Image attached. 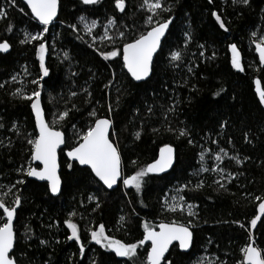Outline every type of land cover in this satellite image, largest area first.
Segmentation results:
<instances>
[{"label":"trees","instance_id":"obj_1","mask_svg":"<svg viewBox=\"0 0 264 264\" xmlns=\"http://www.w3.org/2000/svg\"><path fill=\"white\" fill-rule=\"evenodd\" d=\"M162 2L171 10L154 18L171 17L173 22L150 78L135 82L123 65L122 48L149 30L145 19L153 13L146 5L140 7L144 0H125V12L116 9L115 0L92 5L61 0L59 17L47 25L46 32L22 0H16L15 5L11 0H0V8L7 13L0 17V42L11 45L10 52L0 54V195L24 180L16 184L23 197L15 223L13 255L18 264H145L149 245L139 247L133 261L92 241L91 231L101 224L105 235L136 243L143 239L145 223L155 228L162 221L187 225L191 221L192 249L182 252L174 245L167 255L174 264H243L241 248L250 242L264 251V215L258 209L261 201L255 199H264V108L255 92L256 78L264 87V67L251 35L264 34V0H249L247 5L233 0ZM213 12L220 15L227 31ZM80 17H85V22ZM112 18L115 23L107 26ZM93 20L96 27L89 33L85 24ZM38 32L42 33L39 41L25 35ZM105 32L111 41L104 37ZM120 32L125 36L120 37ZM40 43L46 47L48 76L40 69ZM233 43L243 71L231 63L229 45ZM115 49L121 52L117 57L105 59L101 55ZM174 51L181 52L179 60H172ZM34 80L38 84H33ZM18 88L25 94L39 90L49 124L66 135L67 145L60 152L63 187L58 196L51 195L47 183L16 171L22 165L34 166L28 140L38 135L31 102L13 94ZM220 89L224 91L215 95ZM66 109H71L69 116L59 120ZM94 110L96 116H89ZM102 117L113 120L112 139L122 155L124 179L154 161L166 144L177 151L173 169L145 176L140 192L123 181L116 189L107 190L89 168L65 155L66 149L78 143V135ZM181 129L187 135H179ZM244 133L249 134L248 140ZM220 149L228 155L223 156ZM217 153L222 160L214 158ZM217 167L224 171H214ZM181 196L183 210H169L172 197ZM6 199L11 205L13 197ZM188 204L194 206V216H189ZM257 215L261 219L252 228L250 221ZM68 219L78 225L80 242L67 239L71 235L65 223ZM81 243L84 254L79 251Z\"/></svg>","mask_w":264,"mask_h":264},{"label":"snow or ice","instance_id":"obj_2","mask_svg":"<svg viewBox=\"0 0 264 264\" xmlns=\"http://www.w3.org/2000/svg\"><path fill=\"white\" fill-rule=\"evenodd\" d=\"M98 0H82V3L85 5L95 4ZM242 3L247 5L249 0H233V3ZM16 0H11V4L15 5ZM28 7L31 9V13L34 14L35 18L39 23L44 27L43 31H48L47 25L52 23L53 19L57 16L58 9V0H26ZM147 6L148 10L153 13L145 19V25L149 26V30L139 34L136 38L132 39L130 42L123 44L122 56H123V65L131 76L137 80H143L150 75V71L153 64V56L159 48H161V38L165 35L166 30L169 29V25L173 22L171 17L163 20H156L154 17L159 15L160 12L170 11V8H166L162 0H144V4L140 7ZM115 7L120 12H125L126 4L125 0H115ZM159 10V11H158ZM21 12L24 11L23 8L20 9ZM7 13L4 9L0 8V17L6 16ZM212 15L220 23L221 28H225V24L221 19L220 15L213 12ZM85 17H80L82 22H85ZM96 21L93 20L90 23L85 24L86 30L90 33L92 28L96 27ZM109 24L115 23V18H112L108 21ZM73 29L76 28V25H70ZM227 31V29L225 28ZM26 37L30 40L39 41L41 39L42 33H37L32 35L31 33H25ZM120 37H124L125 33H118ZM188 39H191V36L185 34ZM252 37L255 39L253 43L255 44V50L259 55V61L261 64H264V34L257 36L256 32H253ZM104 37L108 40H112L111 36L107 35L105 32ZM102 37V38H104ZM95 39V37H94ZM26 41H21L24 43ZM187 43V41H186ZM203 47V46H201ZM10 48V44L7 41L0 42V51L7 52ZM229 48L232 52L231 63L233 67L237 68L240 71H243V66L241 64L240 53L236 44H230ZM46 47L44 43L39 44L38 54L40 60V69L43 72L44 76H48L49 69L45 67V57L44 53ZM121 54L119 49H115L111 52L101 53L105 59L109 57H117ZM67 56V53L65 54ZM203 55V53H201ZM171 58L173 61L179 60L181 58V52L174 51L171 53ZM191 72L192 69L189 68ZM13 80L16 77H12ZM38 80L32 81L33 84H38ZM256 84V94L259 97V103L264 105V88L261 87V80L257 79ZM3 85H0L2 87ZM224 89H220L219 92L215 95H220V92ZM14 95H20L21 98L31 102V109L35 113L36 118V127L39 132L34 139L28 140V143L32 145L31 149V160L40 162L43 167H32L28 166L25 168L23 165L18 168L16 171L18 173L24 174L28 177H35L42 181L48 182V189L51 194L55 195L61 193V178L58 175V163H57V149L61 145H67V140L65 133L63 131L57 130L51 126L45 120V114L41 107V92L39 90L33 91L31 94H25L23 89H16ZM71 95L75 96L76 93L73 92ZM73 107H75L73 105ZM71 109H66L63 113L59 114L58 119L64 120L69 116ZM111 111V108H109ZM151 111V109H149ZM168 111H174V109L169 108ZM89 116H96L95 110L89 113ZM55 121H53V124ZM112 126L111 119L108 118H97L94 123L87 127L86 131H83L82 134L78 135V143L71 147L67 152V156L73 161H78L80 165L90 166L91 171L94 173L95 177L102 181L104 185H107L108 188H112L113 185L117 184L118 180L121 178V154L118 149V145L115 144L110 139V128ZM225 125L221 124L223 128ZM0 127H3L0 124ZM15 128L16 125L14 124ZM75 129V125L72 126ZM170 131L172 129H169ZM19 132V130L17 129ZM153 131H156L155 129ZM140 133H136V137L139 138ZM179 135H187L186 130L181 129ZM248 133H244V139L248 140ZM192 141L189 140V143ZM215 143V141H213ZM231 143V140H229ZM174 150L170 145H164L160 148L159 158L154 160V162L146 165V167L141 168L136 171L133 175L123 179V184L126 186H134L137 192H140L143 185V178L149 173H159L164 172L169 167H172L174 160ZM220 153L223 156H227L228 153L225 149H220ZM217 153L215 159L220 161L223 159V156ZM204 159L203 153H201V160ZM233 160L237 163H241V160L238 156H233ZM244 159H248L244 157ZM135 163V162H133ZM68 168H72V163L67 165ZM207 171V169H204ZM214 171L223 172L224 169L217 167L213 169ZM231 175V173H229ZM225 178L226 177H222ZM24 180H18L16 184H23ZM218 183V181H217ZM16 184L9 186L8 191L0 195V210H2L3 221L0 222V264H18L17 259L14 257L13 253L15 252L14 244L16 243V234L14 232V218L18 214V209L22 205L23 197L20 194V190L16 188ZM202 186L198 184L197 187ZM223 187V185H220ZM3 186L0 185V188ZM187 187V185H184ZM12 189H16L12 191ZM12 196L11 205H9L6 197ZM89 199H94V197H89ZM256 200L261 202L258 205L259 213L264 215V199L261 197H256ZM180 202L173 204H167L169 210L175 212L177 209L183 210L184 197H179ZM97 207H99V202L97 201ZM189 216H194L195 213L191 210L194 206L191 204L187 205ZM70 216H74L75 212L70 213ZM261 215H257L250 221L252 228H255L257 221L261 219ZM121 221L124 220V217L120 218ZM67 227L71 229V235L67 237L68 240H75L80 242L81 236L78 231V225L74 223L71 219L65 221ZM238 223V222H237ZM191 221L189 225L178 224L176 222L164 223L161 222L158 226L159 230L157 231L152 225L145 223L144 224V234L143 239L137 241L136 243H124L120 240H116L105 235V226L103 224L99 225L98 230L91 231V240L95 241L96 244L102 245L104 248L111 249L115 252L118 257H127L133 261L137 258V250L139 247L145 245L146 241L151 242V248L147 251V256L145 264H174V261H170L166 257V253L169 252V246L173 242H178L179 248L182 250L188 249L193 243V231L191 230ZM241 227H244L241 224ZM27 231H31L30 228H27ZM41 243H46V241H41ZM254 242H250L246 246L241 248L243 253V264H264V251L253 246ZM84 245L81 243L79 251L81 254H84ZM223 264V262H220Z\"/></svg>","mask_w":264,"mask_h":264},{"label":"water","instance_id":"obj_3","mask_svg":"<svg viewBox=\"0 0 264 264\" xmlns=\"http://www.w3.org/2000/svg\"><path fill=\"white\" fill-rule=\"evenodd\" d=\"M23 1V3L26 5V7L28 8V10L30 11V13H31V9H30V7H28V5H27V3H26V0H22ZM82 1V0H81ZM101 0H98V2H100ZM97 2V3H98ZM60 3H61V0H58V9H57V16L53 19V21H52V23H54L57 19H58V17H59V12H60ZM97 3H95V4H97ZM88 5H92V4H88ZM32 14V13H31ZM32 16H33V18L36 20V21H38L36 18H35V16H34V14H32ZM39 22V21H38ZM52 23H50V24H52ZM49 24V25H50ZM169 28H170V25H169ZM168 31H169V29L168 30H166V32H165V35L161 38V45H162V43H163V41H164V39H165V37L167 36V34H168ZM8 42V41H7ZM9 43V42H8ZM10 44V43H9ZM254 48H255V44H254ZM123 49V48H122ZM159 50H160V48L157 50V52L154 54V56H153V62H154V60H155V57H156V55L158 54V52H159ZM11 51V45H10V48H9V50L7 51V52H4V51H0V54H4V53H8V52H10ZM255 53H256V55H257V57H258V60H259V55H258V53L256 52V50H255ZM240 59H241V57H240ZM122 61H123V56H122ZM260 62V61H259ZM261 64V63H260ZM261 66L262 67H264V64H261ZM152 69H153V64H152V68H151V71H150V75H149V77H147V78H145V79H143V80H140V81H137V80H135L132 76H131V74L127 71V69L125 68V70L127 71V73L129 74V76L135 81V82H143V81H146L147 79H149L150 78V76H151V74H152ZM257 79H259V78H256L255 79V81L257 80ZM260 80V79H259ZM261 87L262 88H264L263 87V84H262V82H261ZM255 88H256V84H255ZM256 92V91H255ZM257 97H258V95H257ZM258 99H259V97H258ZM41 107H42V109H43V112H44V114H45V120L48 122V120H47V117H46V112H45V109H44V106H43V101H42V94H41ZM262 107L264 108V105H262ZM32 113H33V116H34V120H35V125H36V118H35V113H34V111L32 110ZM102 118H108V119H111L110 117H102ZM111 121H112V126H111V128H110V139L116 144V142L112 139V133H113V130H114V124H113V120L111 119ZM49 123V122H48ZM57 129V128H56ZM36 130H37V133L39 132V130H38V128L36 127ZM57 130H59V129H57ZM60 131H62V130H60ZM65 137H66V135H65ZM166 145H170L172 148H173V150H174V160H173V165H172V167H169L168 169H166V171H164V172H159V173H149V174H152V175H163V174H166V173H169L172 169H173V167H174V165H175V163H176V159H177V151H176V148L173 146V145H171V144H166ZM163 147V146H162ZM161 147V148H162ZM65 148V145H61L58 149H57V163H58V175L60 176V178H61V188L63 187V180H62V177H61V166H60V152L63 150ZM118 149H119V147H118ZM70 149H66L65 150V155H66V157H67V159L69 160V161H72V162H76V163H78V161H73L71 158H69L68 156H67V152L69 151ZM119 151H120V149H119ZM120 154H121V152H120ZM159 154H160V150H159V153H158V156H157V158L156 159H158L159 158ZM155 159V160H156ZM152 162H154V161H152ZM151 162V163H152ZM33 164H34V167H37V168H39V167H43V165L40 163V162H38V161H33ZM79 164V163H78ZM80 165V164H79ZM81 167H86V168H89L90 169V166H86V165H80ZM91 170V169H90ZM92 172V171H91ZM93 173V172H92ZM93 175H94V173H93ZM94 177H95V175H94ZM30 179H33V180H36V181H38V182H44V183H47L48 184V182L47 181H42V180H39L38 178H35V177H29ZM98 181H99V179L97 178V177H95ZM123 179H124V174H123V160H122V155H121V178L118 180V182H117V184H115V185H113V187L112 188H108L107 187V185H104L103 184V182L102 181H99L101 184H102V186H104L107 190H113V189H116L119 185H120V183L123 181ZM51 195H53V194H51ZM58 195H60V193H58V194H55V195H53V196H58ZM17 217V216H16ZM16 217L14 218V221H13V223H14V232H15V234H16V231H15V223H16ZM162 222H164V223H170V222H172V221H162ZM161 223V222H160ZM160 223H158V225H157V227H155V229L158 231L159 230V228H158V226H159V224ZM176 223H178V224H184V223H179V222H176ZM184 225H186L187 226V224H184ZM191 230H192V228H191ZM193 231V230H192ZM193 242H194V232H193ZM145 245H149V249L148 250H150V248H151V242L150 241H146L145 242ZM144 245V246H145ZM174 245H177L178 247H179V244H178V242H173V244L172 245H170L169 246V251L171 250V248L174 246ZM192 246H193V243H192V245L188 248V249H186V250H182V249H180V251H182V252H189L191 249H192ZM253 246H255V244L253 243ZM14 247H15V244H14ZM256 247V246H255ZM169 253V252H168ZM168 253H166L165 255H166V257H167V255H168ZM163 263V262H162Z\"/></svg>","mask_w":264,"mask_h":264},{"label":"rangeland","instance_id":"obj_4","mask_svg":"<svg viewBox=\"0 0 264 264\" xmlns=\"http://www.w3.org/2000/svg\"><path fill=\"white\" fill-rule=\"evenodd\" d=\"M111 24H107V26H110ZM44 57H45V53H44ZM214 158H215V155H214ZM124 185V184H123ZM171 202H173V203H176V202H179V198L178 197H172V200H171Z\"/></svg>","mask_w":264,"mask_h":264},{"label":"flooded vegetation","instance_id":"obj_5","mask_svg":"<svg viewBox=\"0 0 264 264\" xmlns=\"http://www.w3.org/2000/svg\"><path fill=\"white\" fill-rule=\"evenodd\" d=\"M34 167V166H33Z\"/></svg>","mask_w":264,"mask_h":264}]
</instances>
